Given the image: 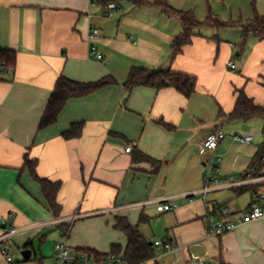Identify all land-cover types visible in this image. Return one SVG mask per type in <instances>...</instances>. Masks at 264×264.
<instances>
[{"label":"crops","instance_id":"crops-1","mask_svg":"<svg viewBox=\"0 0 264 264\" xmlns=\"http://www.w3.org/2000/svg\"><path fill=\"white\" fill-rule=\"evenodd\" d=\"M107 1L118 7L110 18L102 14ZM139 1L141 5L133 0H0V49L16 53L12 70L0 68L2 225L14 231L11 240L21 251L31 250L28 260L21 256L22 264H53L56 242H65L71 253L88 249L106 254L113 245L123 252L127 240L113 227L116 216L138 224L148 242L169 240L179 248L174 259L154 245V257L145 264H187L192 256L202 264H264V217L218 237L206 235L205 219L216 206L247 209L251 192L263 191L264 183L248 190L244 202L236 187L222 188L232 194L221 199L203 197L199 192L208 161L199 154L206 151L198 149L209 132L221 127L226 136L208 155L210 160L226 158L229 163L220 176L236 174L234 179L241 178L257 151L251 145L252 119L228 120L223 114L232 110L238 89L264 104V38L249 35L243 47L237 45L239 24L254 13L264 14V0H166L199 21L215 16L233 23L197 28L173 61L170 44L182 30L180 20L164 15L154 0ZM92 27L99 34L89 39ZM91 46L104 61L90 52ZM230 60L234 70L227 67ZM134 67L194 76L195 92L185 98L173 88L128 91L123 83ZM59 75L78 82L112 76L117 83L69 99L56 123L38 130ZM79 122L78 137H62ZM233 135L252 139L237 142ZM233 142L239 144L232 148ZM24 155L37 161L39 177L60 182L58 217L23 167ZM159 201L175 202L177 208L159 212L155 207L149 215V207ZM140 216L145 217L142 223ZM60 223L67 228H59ZM11 251L14 259L12 246ZM14 262L20 264L16 258ZM0 264H9L1 247Z\"/></svg>","mask_w":264,"mask_h":264},{"label":"trees","instance_id":"trees-1","mask_svg":"<svg viewBox=\"0 0 264 264\" xmlns=\"http://www.w3.org/2000/svg\"><path fill=\"white\" fill-rule=\"evenodd\" d=\"M134 4L141 5L139 0H133ZM154 6L157 7L164 15L168 17H176L180 20L182 25L181 32L175 36L170 44L171 54L170 61H173L178 54L182 52L185 45L191 43V39L194 35V31L203 25L230 26L232 22H221L217 17L210 16L203 21L197 20L190 12L177 11L170 7L166 0H154ZM241 27V36L238 46L243 47L249 35H253L255 38H264V14L254 13L252 19L245 24H239ZM16 62V53L13 50L0 49V68L5 70H12ZM117 81L112 76L103 77L97 81L92 82H78L70 80L63 75H59L55 81L54 87L48 97L45 109L38 123V130H43L57 121L58 114L63 109L64 105L69 99L82 98L88 96L95 91L116 84ZM264 86V78L261 81ZM123 86L128 90H132L136 87H149L155 90L164 88H173L185 98H189L196 88V77L173 73L164 69H146L142 67L131 68L128 76L123 83ZM228 120H250L253 118H259L262 120L261 134L262 141L257 147V151L253 156L250 164L248 165L246 172H259L264 170V104L260 105L254 102L253 98L246 95L243 89L236 91V99L234 106L230 112L223 114ZM160 124L169 128L170 126L163 121H159ZM82 123H74L69 129L62 133V137L65 139L78 137L81 134ZM142 158L151 160L149 157L141 154ZM23 167L28 169L31 177L40 185L42 195L48 205V208L52 212L54 217H58L61 213V205L57 201V194L60 189L59 181H51L46 178H41L36 173L37 161L35 159L28 158L24 155ZM254 186H242L234 188L236 195L254 189ZM145 221L144 216H140L139 223ZM59 228L65 230L67 228L66 223H60ZM114 229L123 233L126 237L127 243L123 250L118 245H113L109 252L123 255V260L126 264H145L147 261L154 257V242H148L141 234L138 224H131L124 216H116L113 224ZM31 243H28L26 247H30ZM89 254H92L96 258L102 257L105 254L95 252L93 250H84ZM220 264H226L221 262Z\"/></svg>","mask_w":264,"mask_h":264},{"label":"built area","instance_id":"built-area-1","mask_svg":"<svg viewBox=\"0 0 264 264\" xmlns=\"http://www.w3.org/2000/svg\"><path fill=\"white\" fill-rule=\"evenodd\" d=\"M96 2L92 1L91 5H95ZM118 10L117 5L113 1H107L103 4L102 14L104 17H112L114 11ZM99 34L97 28H90L88 38L92 39ZM90 52L95 57L104 61L103 56L95 51L94 46L90 47ZM229 70L235 69V63L230 60L227 63ZM226 136V133L221 127L209 132L203 141L198 144V149L203 151H214L218 146L219 142ZM234 141L249 143L252 139L251 135L241 136L233 135ZM130 147H126L125 151L129 152ZM222 159L219 156H215L207 166V170L203 175L204 186L199 192L203 197L214 189H222L229 187H242V186H257L264 183V170L258 174L255 172H246L241 178L234 179L232 176L222 177L220 176V166ZM264 190L263 191H252L250 196V203L247 209L243 211H230L226 205L216 206L210 209L205 214L206 219V235L218 237L225 233L235 231L239 226L247 224L253 221L260 220L264 217ZM177 208V204L171 201H159L157 202L156 209L159 212L173 211ZM2 217L0 216V226L2 225ZM0 235V247L3 256L9 264H15L11 246L9 244V238L12 236L14 231H7L6 228L1 229ZM66 237V234H64ZM155 246L160 247L166 253L172 254L174 259L177 257L178 247H174L172 242L169 240H156ZM54 263L53 264H126L123 260L121 253L115 254L112 252L106 253L104 256L96 258L92 254L86 251L71 253L65 244V242H56L54 244ZM187 264H202L198 256H192Z\"/></svg>","mask_w":264,"mask_h":264},{"label":"rangeland","instance_id":"rangeland-1","mask_svg":"<svg viewBox=\"0 0 264 264\" xmlns=\"http://www.w3.org/2000/svg\"><path fill=\"white\" fill-rule=\"evenodd\" d=\"M227 40H229V41H232V40H230V39H227ZM239 44V41H237V45ZM249 124H251V126H252V128H253V130H251L252 132L251 133H253L254 134V139H253V141L251 142V145L252 146H259L260 145V143H261V141H262V134H261V125H262V121H261V119H257V118H254V119H252V121H250L249 122ZM236 132H238L237 134H239V132H241L240 131V129L238 128L237 130H236ZM233 145H231L232 146V148H234L235 147V145H237V144H239V143H237V142H233L232 143ZM208 152L209 151H206V152H204L203 154L202 153H199L200 154V157H202L201 159H202V161H208V164H209V162L211 161L210 160V156L208 155ZM221 159H223V161H222V163H221V171H224V169L226 168V166H228V163H229V161H228V163H227V159L226 158H221ZM228 160H229V158H228ZM200 162H201V160H200ZM207 167V166H206ZM206 170H207V168H206ZM222 173V172H221ZM234 175V174H233ZM230 176V175H229ZM238 178V176H236V174L233 176V178ZM226 192H228V193H230V194H232V192H231V190H226V189H214V190H212V191H210V192H208L207 193V196L209 195H215L216 197H218V199H221V198H224V193H226ZM248 191L247 192H245V193H243V194H241V195H239V196H237V197H239V198H241V202H244L246 199H248ZM237 197H235V198H237ZM155 207H156V205H153V207L152 206H150L149 207V212H148V214L149 215H151L152 216V214H150V213H152L154 210H155ZM147 224H145V226H146ZM151 225H153V223H151ZM141 228H143L144 226H143V224H141V226H140ZM147 228H149V226L147 225ZM148 231H149V237L151 238V240H152V238H153V236H152V233H151V230L150 229H148ZM151 233V234H150ZM11 238L12 237H10L9 238V244H11V246H12V248H13V253H14V255H15V258L20 262V264H22V262H21V254H20V252H21V250H20V248L22 247V246H20V244H15V243H13V240H11ZM156 248V247H155ZM14 258V259H15ZM15 262H17V261H15Z\"/></svg>","mask_w":264,"mask_h":264},{"label":"water","instance_id":"water-1","mask_svg":"<svg viewBox=\"0 0 264 264\" xmlns=\"http://www.w3.org/2000/svg\"><path fill=\"white\" fill-rule=\"evenodd\" d=\"M1 228H5V226L2 225ZM20 254L24 260H28L30 257V254H31V250L30 249H24L20 252Z\"/></svg>","mask_w":264,"mask_h":264}]
</instances>
